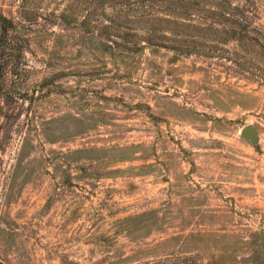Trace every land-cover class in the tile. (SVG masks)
I'll return each instance as SVG.
<instances>
[{
	"label": "rangeland",
	"instance_id": "374dc122",
	"mask_svg": "<svg viewBox=\"0 0 264 264\" xmlns=\"http://www.w3.org/2000/svg\"><path fill=\"white\" fill-rule=\"evenodd\" d=\"M80 1L0 0V262L264 264V50Z\"/></svg>",
	"mask_w": 264,
	"mask_h": 264
},
{
	"label": "trees",
	"instance_id": "16d2710c",
	"mask_svg": "<svg viewBox=\"0 0 264 264\" xmlns=\"http://www.w3.org/2000/svg\"><path fill=\"white\" fill-rule=\"evenodd\" d=\"M86 1V0H82ZM93 9L90 16L94 22H99L102 32L117 33L118 21L123 26L129 23H145V32L152 39L161 29L162 24H170L173 19L200 21L227 27L221 32L226 37H232L264 50V30L257 25L259 19L255 0H92ZM79 2H81L79 0ZM234 4V5H233ZM83 11V10H82ZM203 13V14H200ZM104 24H103V23ZM157 25V26H156ZM121 26V27H122ZM120 27V28H121ZM16 30L13 21L0 15V75L5 64L16 67L21 48L10 38V32ZM160 30V31H159ZM220 32V33H221ZM127 33H122L127 38ZM111 38L115 35L110 34ZM110 38V39H111ZM120 39V38H119ZM154 39V38H153ZM116 43V40L111 41ZM111 51V44L106 45ZM246 47V46H244ZM248 47V46H247ZM250 49V48H249ZM12 60V62H10ZM15 62V64H13ZM2 264V262H0Z\"/></svg>",
	"mask_w": 264,
	"mask_h": 264
},
{
	"label": "water",
	"instance_id": "95a60500",
	"mask_svg": "<svg viewBox=\"0 0 264 264\" xmlns=\"http://www.w3.org/2000/svg\"><path fill=\"white\" fill-rule=\"evenodd\" d=\"M240 136L250 144H255L258 139L257 132L252 125H247L240 131Z\"/></svg>",
	"mask_w": 264,
	"mask_h": 264
}]
</instances>
